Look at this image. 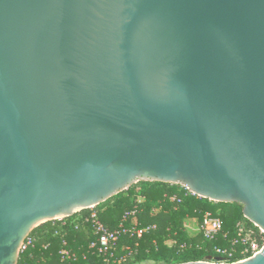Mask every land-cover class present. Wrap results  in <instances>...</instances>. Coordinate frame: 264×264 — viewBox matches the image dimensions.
Listing matches in <instances>:
<instances>
[{
    "label": "water",
    "instance_id": "95a60500",
    "mask_svg": "<svg viewBox=\"0 0 264 264\" xmlns=\"http://www.w3.org/2000/svg\"><path fill=\"white\" fill-rule=\"evenodd\" d=\"M139 182L264 232V0H0V264Z\"/></svg>",
    "mask_w": 264,
    "mask_h": 264
},
{
    "label": "trees",
    "instance_id": "16d2710c",
    "mask_svg": "<svg viewBox=\"0 0 264 264\" xmlns=\"http://www.w3.org/2000/svg\"><path fill=\"white\" fill-rule=\"evenodd\" d=\"M173 195L179 201L171 202L169 199ZM138 198H142V201L138 202ZM136 206L140 210L139 226L155 224L157 228L141 238L122 235L117 246V255L122 257V261L109 264H183L206 261L217 257L216 247L229 246L228 240L235 236L239 222L264 237L244 217L243 206L238 203H217L186 195L184 188L179 185L139 182L93 210H83L71 217L49 221L35 228L30 234L35 239L34 246L20 253L18 264H106L97 253L88 251V244L95 235L92 222L87 219L94 211L104 224L115 228L125 212ZM154 209L159 211L153 213ZM205 213L221 219L223 232L228 234L227 241L222 238L208 241L199 233L192 235L186 229L188 219L193 218L200 223ZM183 245L185 247L182 248ZM127 247L129 250H126ZM62 249L76 252L79 259L62 261ZM83 253L87 254L86 258L82 257Z\"/></svg>",
    "mask_w": 264,
    "mask_h": 264
},
{
    "label": "built area",
    "instance_id": "2783aa9c",
    "mask_svg": "<svg viewBox=\"0 0 264 264\" xmlns=\"http://www.w3.org/2000/svg\"><path fill=\"white\" fill-rule=\"evenodd\" d=\"M183 188L186 195L191 194L196 196L187 188ZM169 200L171 202L179 201L176 195L171 196ZM141 201L142 198H138V202ZM93 209L94 208L91 210ZM158 211V209H154L153 213H157ZM139 214L140 210L136 206L134 209L125 212L117 227L110 228L99 219L97 212L93 211L87 221L91 220L92 222L95 238L90 240L88 251L97 253L103 258V261L106 264H109L112 261H122V257L117 255V246L122 235L141 238L157 228V225L155 224L140 227ZM196 224L194 231L199 233L203 239L208 241H216L219 238H222L224 241L228 240V234L223 232V223L220 218L214 217L210 213H205L201 222H196ZM185 227L189 230L188 225L185 224ZM260 232L264 235L263 231L260 230ZM228 242V247L215 248L217 257L211 258V260H209L210 262L215 264H234L243 262L264 247V237L257 235L253 229L246 227L242 222L237 223L235 236L231 240H228ZM34 243L35 239L29 236L21 248V252L34 246ZM64 245H66L65 242ZM183 247H185V245H183L182 248ZM126 250H129L128 247ZM60 256L62 261H74L80 257L76 252L68 249H62ZM82 257L86 258L87 254L83 253Z\"/></svg>",
    "mask_w": 264,
    "mask_h": 264
},
{
    "label": "rangeland",
    "instance_id": "374dc122",
    "mask_svg": "<svg viewBox=\"0 0 264 264\" xmlns=\"http://www.w3.org/2000/svg\"><path fill=\"white\" fill-rule=\"evenodd\" d=\"M196 222L197 220L196 219H193V218H190L186 221V225L189 226V232L192 234V235H196L197 232L194 231L195 227H196Z\"/></svg>",
    "mask_w": 264,
    "mask_h": 264
}]
</instances>
